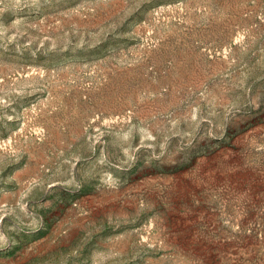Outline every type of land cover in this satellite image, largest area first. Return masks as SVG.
I'll list each match as a JSON object with an SVG mask.
<instances>
[{
	"label": "rangeland",
	"instance_id": "rangeland-1",
	"mask_svg": "<svg viewBox=\"0 0 264 264\" xmlns=\"http://www.w3.org/2000/svg\"><path fill=\"white\" fill-rule=\"evenodd\" d=\"M0 264H264V0H0Z\"/></svg>",
	"mask_w": 264,
	"mask_h": 264
}]
</instances>
